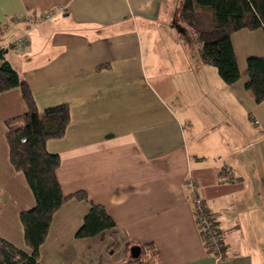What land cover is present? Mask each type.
Returning a JSON list of instances; mask_svg holds the SVG:
<instances>
[{"label":"crops","instance_id":"0c3cea01","mask_svg":"<svg viewBox=\"0 0 264 264\" xmlns=\"http://www.w3.org/2000/svg\"><path fill=\"white\" fill-rule=\"evenodd\" d=\"M166 6L167 0H0V26H8L2 43L23 33L11 17L53 12L29 29L24 50H6L4 58L28 83L40 112L69 105L64 136L47 141L60 156V188L103 205L119 233L116 250L108 249L112 229L76 237L89 205L70 198L52 215L39 247L42 264H121L131 242L151 243L155 253L125 264H264V212L255 214L264 202V100L256 103L245 88L247 58L264 57V29L231 35L240 76L226 85L199 57L186 63L179 38L155 35ZM25 112L18 87L0 92V237L29 251L19 214L35 201L10 164L5 124ZM187 180L228 258L207 254Z\"/></svg>","mask_w":264,"mask_h":264},{"label":"trees","instance_id":"16d2710c","mask_svg":"<svg viewBox=\"0 0 264 264\" xmlns=\"http://www.w3.org/2000/svg\"><path fill=\"white\" fill-rule=\"evenodd\" d=\"M177 16L188 28L187 37L199 42L200 60L214 67L226 85L235 83L240 73L231 35L243 29H264V0H181ZM0 58V92L18 87L26 105L24 114L5 122L9 161L16 171L24 174L35 201L31 208L19 214L29 251L0 237V264H42L39 247L48 234L52 215L70 198L84 200L89 205L76 237L94 236L112 229V243L108 249H118L117 225L104 206L89 200L84 191L64 195L60 188L56 176L60 156L48 151L47 141L64 136L70 121L69 105L62 103L40 112L28 83L4 58V51H0ZM245 72V88L252 93L256 103H261L264 100V57H248ZM218 173L225 176L223 166ZM134 245L140 247L137 258L130 254ZM149 250L155 253L151 243H128L121 264L141 262Z\"/></svg>","mask_w":264,"mask_h":264},{"label":"built area","instance_id":"2783aa9c","mask_svg":"<svg viewBox=\"0 0 264 264\" xmlns=\"http://www.w3.org/2000/svg\"><path fill=\"white\" fill-rule=\"evenodd\" d=\"M53 15L52 11H46L41 15L34 14L23 17H11L9 21L12 24H22L24 26L23 33L8 42H0V51L10 50L19 52L25 49L28 44L27 32L33 27H38L45 21L49 20ZM8 29L6 24L0 26V31L5 32ZM190 202L192 204L193 214L196 220L200 236L204 243L207 254L214 260L219 261L229 257L224 250L222 236L214 224L213 218L209 213L203 199L198 193L195 183L192 180L186 181ZM233 252L232 255H236Z\"/></svg>","mask_w":264,"mask_h":264},{"label":"rangeland","instance_id":"374dc122","mask_svg":"<svg viewBox=\"0 0 264 264\" xmlns=\"http://www.w3.org/2000/svg\"><path fill=\"white\" fill-rule=\"evenodd\" d=\"M180 4H181V0H167L166 10L164 11V13H162L161 18H160V22L163 25H158V24L156 25L154 29L155 35L159 36L165 32L166 35L170 34L174 37L179 38L180 44L184 47V51L186 53V56H185L186 63H189V62L194 63L197 60H199L198 47L200 44L193 37H190V36L187 37L188 28L182 22L178 20L177 15H178ZM182 39H184V41H182ZM209 68L215 71V73L217 74V71L214 67H209ZM258 174H261V172H258ZM259 181L264 182V179L261 178V180ZM263 197H260L259 199L260 203H262ZM256 206L258 207L256 212L254 209H251L250 210L251 213L255 212V214L257 213L259 215H262L264 212V202L262 204H257ZM261 228H264V227H261Z\"/></svg>","mask_w":264,"mask_h":264},{"label":"water","instance_id":"95a60500","mask_svg":"<svg viewBox=\"0 0 264 264\" xmlns=\"http://www.w3.org/2000/svg\"><path fill=\"white\" fill-rule=\"evenodd\" d=\"M130 254L133 258H137L140 254V247L136 245L132 246L130 248Z\"/></svg>","mask_w":264,"mask_h":264}]
</instances>
